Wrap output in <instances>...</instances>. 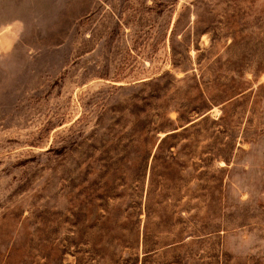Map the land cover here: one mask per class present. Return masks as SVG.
Segmentation results:
<instances>
[{"label":"rangeland","instance_id":"374dc122","mask_svg":"<svg viewBox=\"0 0 264 264\" xmlns=\"http://www.w3.org/2000/svg\"><path fill=\"white\" fill-rule=\"evenodd\" d=\"M0 264H264V0H0Z\"/></svg>","mask_w":264,"mask_h":264},{"label":"trees","instance_id":"16d2710c","mask_svg":"<svg viewBox=\"0 0 264 264\" xmlns=\"http://www.w3.org/2000/svg\"><path fill=\"white\" fill-rule=\"evenodd\" d=\"M207 95V94H206ZM197 125H199V122L198 121H194V122H192L191 123V126L192 127H194V126H197ZM183 129H186L187 127L186 126H183L182 127ZM179 135V132L178 131H171V132H169V133H167L166 135H164L161 139H160V142H159V145H158V147H157V152L160 150V148H161V144H162V142L164 141V140H167V139H169V138H174L175 136H178ZM156 156V155H155ZM154 156V157H155ZM148 194H149V189H148ZM140 210V211H139ZM139 210H138V212H139V214H141V212L143 211V210H141V207H139ZM179 212H180V210H178ZM177 211V212H178ZM149 212H148V206H147V203H146V211H145V216H146V219H145V221H144V226H143V228H142V236H143V238H144V240H143V242H144V247L145 248H147V246H145L146 245V243H147V237H148V224H147V218H148V216H149V214H148ZM138 214V213H137ZM139 214L137 215L138 217H139ZM139 221L141 222V220H140V218H139ZM194 235V232L192 231V230H188V231H186L185 232V234H184V236H183V238L185 239H187V238H189V237H191V236H193ZM148 249H146V251H147ZM147 252H151V250H148Z\"/></svg>","mask_w":264,"mask_h":264},{"label":"crops","instance_id":"0c3cea01","mask_svg":"<svg viewBox=\"0 0 264 264\" xmlns=\"http://www.w3.org/2000/svg\"><path fill=\"white\" fill-rule=\"evenodd\" d=\"M194 121H196V119H194V120H192V121L188 122L187 124H189V123H192V122H194ZM186 126H187V125H186Z\"/></svg>","mask_w":264,"mask_h":264}]
</instances>
